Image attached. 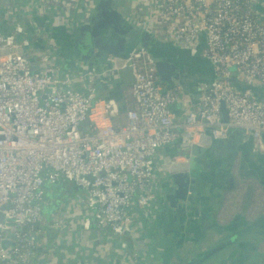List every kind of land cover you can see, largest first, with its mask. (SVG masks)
<instances>
[{
	"label": "built area",
	"instance_id": "obj_1",
	"mask_svg": "<svg viewBox=\"0 0 264 264\" xmlns=\"http://www.w3.org/2000/svg\"><path fill=\"white\" fill-rule=\"evenodd\" d=\"M115 7L193 55L204 37L201 57L227 81L202 87L191 107L184 97L187 111L179 124L173 108L183 89L179 82L164 85L150 51L110 56L102 67L77 73L64 69L57 47L48 43L52 26L22 35L46 43L33 62L21 48V32L6 35L0 25V264L43 263L33 238L46 192L61 184L74 186L76 201L93 213L99 229L138 244L133 216L141 210L149 218L159 208V182L172 159L161 172L155 159L179 139V128L191 136L211 132L215 139L241 130L253 137V151L264 154V104L230 82L264 88V0H117ZM79 13L91 16L86 6ZM126 69L132 83L106 97L104 88L122 83L117 72Z\"/></svg>",
	"mask_w": 264,
	"mask_h": 264
},
{
	"label": "water",
	"instance_id": "obj_2",
	"mask_svg": "<svg viewBox=\"0 0 264 264\" xmlns=\"http://www.w3.org/2000/svg\"><path fill=\"white\" fill-rule=\"evenodd\" d=\"M37 22L43 25L41 20ZM33 32L32 29L29 31L30 34ZM49 35L53 45L71 47L73 56L66 55L60 48V58L72 70L76 69V61L90 70L102 67L110 56L126 59L134 50L150 51L157 59L163 83L173 85L179 82L183 89L180 101L173 109L179 124L182 121L180 116L186 110L184 97L190 98L188 107H191L201 98L202 87L216 81H227L215 74L210 66L209 72L205 69L204 65L209 64L200 56L204 49V37H201L198 54L193 55L129 22L116 9L114 0L101 1L94 14L83 21L75 19L69 26H53ZM36 44L43 48V40H38ZM183 57L197 69L196 74L186 76L190 69L181 64ZM117 74L124 85L132 83L131 70H120ZM230 82L238 92L249 91L257 102L264 104V88L244 85L238 78H232ZM223 120L227 121L225 110ZM178 132L180 137L173 143L174 154H169L172 164L159 182V208L149 216V221L157 223L158 229L169 237L164 244L165 255L177 261L172 260L171 264H209L214 258L224 261L223 252L236 244L238 236L232 235L220 244L208 245L213 239L218 240V236L213 237L214 232L228 234L243 225L246 228L244 234L252 233L253 237L263 235L264 217L253 224L236 218L231 224L222 226L207 216L205 209L209 203L206 197L212 195L219 198L228 186L233 189L237 182L233 172L238 168L241 178L255 179L264 184V154L253 151V137L241 130H230L222 139H215L211 132L197 136L187 135L181 128ZM182 208L194 211L191 215L194 226L191 225L190 230L191 220L187 226L188 215L180 213ZM191 235L195 239H190ZM239 246L241 250L256 249L248 242ZM189 248L194 249L195 254L191 253L193 250L188 252ZM180 252L185 254L184 259Z\"/></svg>",
	"mask_w": 264,
	"mask_h": 264
},
{
	"label": "crops",
	"instance_id": "obj_3",
	"mask_svg": "<svg viewBox=\"0 0 264 264\" xmlns=\"http://www.w3.org/2000/svg\"><path fill=\"white\" fill-rule=\"evenodd\" d=\"M11 1L0 0V14L3 15L9 25L8 29L2 31L6 35H10L12 32L19 30L21 32V48H26V52L30 54V60L37 61L41 45L34 44L32 38L26 39L22 35H27L31 29L35 32V29L38 30L47 25L52 27L69 26L73 17L88 18L89 16L79 13V11L86 6V12L92 15L103 0H16L17 2L12 4L15 5L11 9L13 11L8 8ZM39 7L42 8V11H38ZM16 14L18 16H15ZM26 17H29L28 21L23 20ZM38 20H41L43 25L38 24ZM20 24L21 26L18 28ZM48 43L57 47L52 42ZM45 44L43 42V48ZM60 48L66 55L71 54L73 56L71 47L66 46L65 48L63 45L57 47L59 56ZM75 66L80 67V69H67L66 65H64V69L77 73L88 69L78 61H76ZM206 67L209 71V65ZM124 87L125 85L118 81L105 87L103 93L106 97L117 96ZM186 111L187 109L183 111L180 116L181 119L184 118ZM169 154H174L172 144L163 147L155 159L160 167V172L163 169L161 168L163 164L169 161ZM239 170L240 168L233 172L237 182L244 180L239 176ZM244 181H250L254 184V193L252 189H248L243 194V187L239 182V185L236 183L233 189L229 187L228 190L223 191L219 198L212 195L206 197L209 205L205 210L211 221L227 226L234 222L236 218L246 220L248 224H253L257 222L259 217H264V196L259 197L255 193L257 184H262V182L255 179H245ZM74 189L72 184H61L55 193L46 192L42 221L39 223L37 233L33 238L36 247L35 255L43 258L42 264H171V258L168 257V254L165 255L163 249L165 241L169 237L164 234L163 230L158 229L157 223L149 221L148 216L141 211H137L136 215L134 214V217H138L137 219L133 218L134 226L132 225L133 229L136 228L139 232L138 244L132 240L131 242L128 235L110 236L105 228L99 229L97 227L93 213L84 207L82 203L76 201ZM228 191L229 193L224 200L221 196ZM233 191L235 193L231 196ZM239 192L242 193V199L236 195ZM218 208L220 209L218 210ZM245 229L241 225L234 232L228 234L213 231L215 234L213 237L218 236V240L213 239L214 244L212 240L210 245L220 244L232 235L238 236V241L230 247L228 256L225 258L222 256L225 260H220L221 264H246V261L241 260V256L245 252L240 249V243L248 242L258 247L257 250L250 251L245 257L262 258L264 256V235H256L254 238L257 236L260 238L252 241L249 235H242L243 232H246ZM189 237L195 239L193 235ZM159 250H161L160 254ZM136 253L140 254L138 258H135ZM220 263L215 261L211 264ZM253 264L262 263L254 262Z\"/></svg>",
	"mask_w": 264,
	"mask_h": 264
},
{
	"label": "flooded vegetation",
	"instance_id": "obj_4",
	"mask_svg": "<svg viewBox=\"0 0 264 264\" xmlns=\"http://www.w3.org/2000/svg\"><path fill=\"white\" fill-rule=\"evenodd\" d=\"M207 62V61H206ZM205 62V63H206ZM181 64L183 65V66H186V67H188L190 70L192 69V68H194V66H193V64H191V63H189L188 62V60L187 59H184V57L182 58V60H181ZM204 67H205V69L207 70V67L204 65ZM209 174H210V172H209ZM242 179H244V178H242ZM245 180V179H244ZM238 181V182H236L237 183V185H239L238 183L240 182L241 183V185L242 184H248V183H250V181H248V183L247 182H245V181ZM246 180H248V179H246ZM254 185V184H253ZM249 187H252V186H250V185H248ZM255 187V186H254ZM228 188H229V186H228ZM228 188H227V190H228ZM259 190H261V192H259ZM228 193H229V191L227 192V193H223L222 194V198L225 200V197H227V195H228ZM256 195L257 196H264V184H257V186H256ZM229 198H230V196H229ZM185 210V211H184ZM180 213H182V214H184V215H188V221H187V226L189 225V222H190V220H191V224H190V226H189V230L191 229V225L192 226H194V224H193V221H192V219H191V215L194 213V211H190L189 209H184V208H182L181 209V211H180ZM260 218V217H259ZM244 234V232L242 233V235ZM249 235V237H250V240H252V241H255L256 239H258V238H260V237H256V238H254L253 237V234L252 233H249L248 234ZM264 235V234H263ZM237 243V242H236ZM246 248H249V247H246ZM258 249V247H257V245H256V249L255 250H257ZM250 251H252V250H249V249H244V252H245V254H242V255H244V256H246V255H248L249 253H250ZM229 251H227V253H228ZM247 258H249V257H247ZM243 258H242V256H241V260H242ZM245 261V260H244Z\"/></svg>",
	"mask_w": 264,
	"mask_h": 264
},
{
	"label": "rangeland",
	"instance_id": "obj_5",
	"mask_svg": "<svg viewBox=\"0 0 264 264\" xmlns=\"http://www.w3.org/2000/svg\"><path fill=\"white\" fill-rule=\"evenodd\" d=\"M116 1L117 0H114V4L116 3ZM17 1L16 0H12L11 2H10V6L8 7L10 10L13 8V7H15V5H12L13 3H16ZM11 7V8H10ZM176 47V46H175ZM154 56V55H153ZM200 56H201V54H200ZM111 57H113V56H111ZM155 57V56H154ZM156 59V58H155ZM157 60V59H156ZM197 73V69L194 67V68H192L191 70H189V72L187 73V75L186 76H192L193 74H196ZM165 85V84H164ZM245 182H247L248 183V181H245ZM248 185H250V186H252V187H249ZM242 187H243V194H244V192H245V190H253V193H254V191H255V187H254V185L252 184V183H248V184H242ZM259 192H261V190H259ZM232 195V194H231ZM230 196V195H229ZM230 204V203H229ZM220 208H218V210H219ZM138 211H141V210H138ZM142 213H144L143 211H141ZM229 213H231V211H229ZM145 214V213H144ZM136 215V214H135ZM146 215V214H145ZM147 216V215H146ZM134 217V216H133ZM135 219H137L138 217H134ZM216 219H217V217H216ZM208 245H210V244H208ZM133 246V245H132ZM209 247H211V246H209ZM207 248V247H206ZM160 249H162V248H160ZM163 249H164V247H163ZM193 250V251H192ZM191 252V253H193L195 250L194 249H191V248H189V250H188V252ZM187 252V253H188ZM196 252V251H195ZM195 252L193 253V254H195ZM161 253V250H159V254ZM224 253H226V251H224L223 252V254ZM228 254L229 253H226L225 255H223L224 256V258L225 257H227L228 256ZM179 255L180 256H183V259L185 258V254H182V252H180L179 253ZM172 260H174V259H172ZM176 260V259H175ZM174 260V261H175ZM242 260H245L246 261V264H253L254 262H260V263H262V264H264V256L261 258V257H258V258H253V257H249V258H247V257H244ZM215 261H216V258H214L213 260H211V262L210 263H215ZM252 261V262H251ZM218 262H220V258L218 259ZM175 263H177V261H175Z\"/></svg>",
	"mask_w": 264,
	"mask_h": 264
},
{
	"label": "trees",
	"instance_id": "obj_6",
	"mask_svg": "<svg viewBox=\"0 0 264 264\" xmlns=\"http://www.w3.org/2000/svg\"><path fill=\"white\" fill-rule=\"evenodd\" d=\"M11 11H13V10H11ZM13 13V12H12ZM15 16H18V14H16ZM18 18V17H17ZM23 20H25V21H28L29 20V17H26L25 19H23ZM12 21H13V18H12ZM0 25H1V29L2 30H6V29H8V27H9V25H8V23H7V21L3 18V15H1L0 14ZM30 57V56H29ZM33 62H35L34 60H32ZM76 67V69L75 70H79L80 69V67H78V66H75ZM67 69H69V68H67ZM209 72V71H208ZM234 193H235V191H233V193H232V195H234ZM231 195V196H232ZM236 195L237 196H239L241 199H242V193H236ZM171 247H174V246H171Z\"/></svg>",
	"mask_w": 264,
	"mask_h": 264
}]
</instances>
